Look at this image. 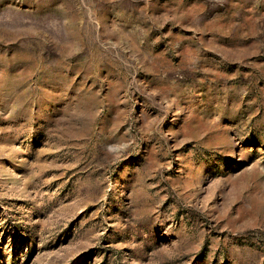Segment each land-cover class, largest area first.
<instances>
[{
	"label": "rangeland",
	"instance_id": "1",
	"mask_svg": "<svg viewBox=\"0 0 264 264\" xmlns=\"http://www.w3.org/2000/svg\"><path fill=\"white\" fill-rule=\"evenodd\" d=\"M0 264H264V0H0Z\"/></svg>",
	"mask_w": 264,
	"mask_h": 264
}]
</instances>
